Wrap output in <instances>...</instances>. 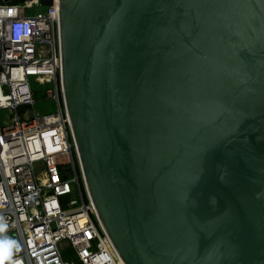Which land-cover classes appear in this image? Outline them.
<instances>
[{
  "label": "water",
  "instance_id": "95a60500",
  "mask_svg": "<svg viewBox=\"0 0 264 264\" xmlns=\"http://www.w3.org/2000/svg\"><path fill=\"white\" fill-rule=\"evenodd\" d=\"M57 3L77 159L124 262L264 264V0Z\"/></svg>",
  "mask_w": 264,
  "mask_h": 264
},
{
  "label": "built area",
  "instance_id": "2783aa9c",
  "mask_svg": "<svg viewBox=\"0 0 264 264\" xmlns=\"http://www.w3.org/2000/svg\"><path fill=\"white\" fill-rule=\"evenodd\" d=\"M9 1L0 0V217L20 241L12 260L126 264L79 168L62 81L57 0ZM30 77L48 85L43 98H53L55 109L36 105Z\"/></svg>",
  "mask_w": 264,
  "mask_h": 264
},
{
  "label": "clouds",
  "instance_id": "9594fccd",
  "mask_svg": "<svg viewBox=\"0 0 264 264\" xmlns=\"http://www.w3.org/2000/svg\"><path fill=\"white\" fill-rule=\"evenodd\" d=\"M215 196L209 197V203H214ZM6 230V224L2 217H0V233ZM19 251V244L9 238H0V257L3 258V262H9V264H20L19 261L12 260L14 252Z\"/></svg>",
  "mask_w": 264,
  "mask_h": 264
},
{
  "label": "rangeland",
  "instance_id": "374dc122",
  "mask_svg": "<svg viewBox=\"0 0 264 264\" xmlns=\"http://www.w3.org/2000/svg\"><path fill=\"white\" fill-rule=\"evenodd\" d=\"M35 7H36V6H34L33 8L28 9L27 11H28V12H33V11H35ZM30 84L33 85L34 88L39 89V90L41 91V93H43V90L48 86V85H43V86H41L40 84L33 82L32 77H30ZM51 85H52V84H51ZM45 104H46V109H43V110H46V111L53 110V109H55V107H56V102H55V100H54L53 98L49 97V96H45L44 99L41 100V102H38V101L36 102V105H38V106L45 105ZM3 112H4V111L1 109V110H0V114H2ZM79 168H80V167H79ZM78 170H79V169H78ZM79 173H80V172H79ZM73 196H74V195H73L72 193H70V194L68 195V197H73Z\"/></svg>",
  "mask_w": 264,
  "mask_h": 264
},
{
  "label": "trees",
  "instance_id": "16d2710c",
  "mask_svg": "<svg viewBox=\"0 0 264 264\" xmlns=\"http://www.w3.org/2000/svg\"><path fill=\"white\" fill-rule=\"evenodd\" d=\"M33 95H34V97H35V99H36V102L38 101V102H41V100L42 99H44L43 98V94L41 93V91L39 90V89H34V92H33ZM38 106V105H37ZM42 106V105H41ZM73 156H74V159H75V155H74V153H73ZM75 165H76V171L78 172V174H79V170H78V167H77V163H76V160H75ZM80 175V174H79ZM9 238V239H11V240H13V241H15V242H17L18 244H19V246H20V241H19V238H18V236L12 231V230H5L3 233H0V238ZM16 252H14V254H15ZM13 254V255H14ZM2 263H4V262H2Z\"/></svg>",
  "mask_w": 264,
  "mask_h": 264
},
{
  "label": "bare ground",
  "instance_id": "6f19581e",
  "mask_svg": "<svg viewBox=\"0 0 264 264\" xmlns=\"http://www.w3.org/2000/svg\"><path fill=\"white\" fill-rule=\"evenodd\" d=\"M92 206L95 207V205L93 204V202H92ZM95 210H96V208H95ZM96 213H97V210H96ZM97 216L99 217L98 213H97ZM108 239H109V241L111 242L112 247H113V249L115 250L116 254H117V253L119 254V252L117 251V249H116L115 245L113 244V241L111 240V238L109 237V235H108ZM121 258H122V257H121Z\"/></svg>",
  "mask_w": 264,
  "mask_h": 264
},
{
  "label": "snow or ice",
  "instance_id": "6c2138e0",
  "mask_svg": "<svg viewBox=\"0 0 264 264\" xmlns=\"http://www.w3.org/2000/svg\"><path fill=\"white\" fill-rule=\"evenodd\" d=\"M2 262H3V258H2V257H0V264H2Z\"/></svg>",
  "mask_w": 264,
  "mask_h": 264
}]
</instances>
